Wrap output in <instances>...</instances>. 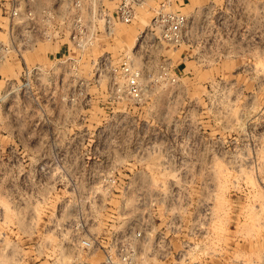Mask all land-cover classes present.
Wrapping results in <instances>:
<instances>
[{
    "label": "rangeland",
    "instance_id": "374dc122",
    "mask_svg": "<svg viewBox=\"0 0 264 264\" xmlns=\"http://www.w3.org/2000/svg\"><path fill=\"white\" fill-rule=\"evenodd\" d=\"M72 1L0 0V264H102L135 229L155 264H264V0H82L99 26L83 51ZM162 6L189 17L180 43Z\"/></svg>",
    "mask_w": 264,
    "mask_h": 264
},
{
    "label": "built area",
    "instance_id": "2783aa9c",
    "mask_svg": "<svg viewBox=\"0 0 264 264\" xmlns=\"http://www.w3.org/2000/svg\"><path fill=\"white\" fill-rule=\"evenodd\" d=\"M72 7V13H69L68 15L63 17L64 23L66 21L69 22V25L63 28V35L68 32L70 47L74 50L83 51L86 48L94 45L97 40L99 26L97 24L96 8L94 4L88 7L89 10H91L92 15L91 17L88 16L89 18H86L84 16V13H82L84 9V3L82 2V0L72 1ZM15 14H18L17 11H15ZM29 14L31 15V32L34 30L36 32V17L34 15V12L32 13L30 11ZM114 14H112V16L108 15L106 17L108 27H110L111 22H114ZM116 14L117 19L126 23L131 22L134 18L133 10L128 5H123L122 7H120L118 11H116ZM188 23V15L173 11H166L165 6H162L157 11V15L154 19L153 25L161 27V36L164 40L171 43H180L184 40V36L186 33L185 27H187ZM58 26L61 27V24H58ZM58 32L59 31H57V33ZM43 35V38L45 39H52V33L47 31L46 28L43 30ZM139 37L142 38L143 35L140 34ZM9 52H11V50L0 43V61L6 59V56ZM69 59L76 61V58L72 56L69 57ZM122 64L123 65L121 69L125 75L126 89L130 94L138 96L142 89L140 84L141 72L137 67L127 61H124ZM45 73L47 72L42 65L36 64L31 67V83L35 85L39 84L40 86H42V78L44 77ZM145 239L146 235L144 230L135 229L131 231L130 234L124 236L121 239H118V241L109 248L104 246V259L102 261V264H155L145 257L147 256L145 252ZM82 245L86 249H92L94 248L95 243L91 239H83ZM187 245L190 249L189 244ZM155 246H157V244H155ZM162 250V252L165 251V249ZM186 253L187 250L185 249L176 251V253L172 254L173 257L171 260L164 258V254H161V261L163 262V264H182V262L186 258ZM189 260L190 259H188V262Z\"/></svg>",
    "mask_w": 264,
    "mask_h": 264
}]
</instances>
